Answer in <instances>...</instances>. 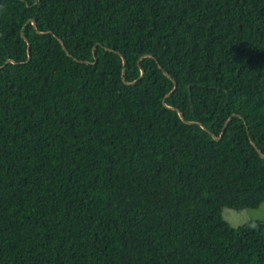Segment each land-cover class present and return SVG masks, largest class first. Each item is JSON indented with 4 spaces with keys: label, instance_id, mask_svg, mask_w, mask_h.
<instances>
[{
    "label": "trees",
    "instance_id": "16d2710c",
    "mask_svg": "<svg viewBox=\"0 0 264 264\" xmlns=\"http://www.w3.org/2000/svg\"><path fill=\"white\" fill-rule=\"evenodd\" d=\"M263 202L264 0H0V264H264Z\"/></svg>",
    "mask_w": 264,
    "mask_h": 264
},
{
    "label": "rangeland",
    "instance_id": "374dc122",
    "mask_svg": "<svg viewBox=\"0 0 264 264\" xmlns=\"http://www.w3.org/2000/svg\"><path fill=\"white\" fill-rule=\"evenodd\" d=\"M221 213L223 217L232 225L238 226L248 220H264V202L257 208H244L240 210L222 207ZM90 253L86 254V261L91 258Z\"/></svg>",
    "mask_w": 264,
    "mask_h": 264
},
{
    "label": "clouds",
    "instance_id": "9594fccd",
    "mask_svg": "<svg viewBox=\"0 0 264 264\" xmlns=\"http://www.w3.org/2000/svg\"><path fill=\"white\" fill-rule=\"evenodd\" d=\"M248 226L251 227V228H255L256 224L253 223V224H249Z\"/></svg>",
    "mask_w": 264,
    "mask_h": 264
},
{
    "label": "water",
    "instance_id": "95a60500",
    "mask_svg": "<svg viewBox=\"0 0 264 264\" xmlns=\"http://www.w3.org/2000/svg\"><path fill=\"white\" fill-rule=\"evenodd\" d=\"M176 87V82L174 83V88Z\"/></svg>",
    "mask_w": 264,
    "mask_h": 264
}]
</instances>
